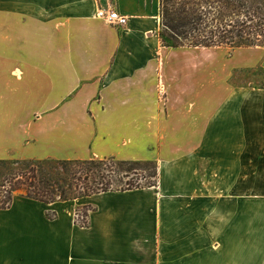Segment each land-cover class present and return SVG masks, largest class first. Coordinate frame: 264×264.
Instances as JSON below:
<instances>
[{
	"label": "crops",
	"instance_id": "crops-1",
	"mask_svg": "<svg viewBox=\"0 0 264 264\" xmlns=\"http://www.w3.org/2000/svg\"><path fill=\"white\" fill-rule=\"evenodd\" d=\"M109 6L128 23L97 16ZM160 6L0 0V141L32 121L35 159L152 160L159 173L72 201L15 194L0 264H264V88L219 91L212 50L231 48L163 45ZM229 60L264 65V49ZM84 206L88 226L74 218Z\"/></svg>",
	"mask_w": 264,
	"mask_h": 264
},
{
	"label": "trees",
	"instance_id": "trees-1",
	"mask_svg": "<svg viewBox=\"0 0 264 264\" xmlns=\"http://www.w3.org/2000/svg\"><path fill=\"white\" fill-rule=\"evenodd\" d=\"M160 38L171 47L264 46V0H161ZM152 166L151 179L138 177ZM158 165L114 156L89 159H0V187L8 208L13 192L44 203L72 201L95 194L158 185ZM3 191H0V194ZM91 206H84L82 226H88ZM56 213H48L51 219Z\"/></svg>",
	"mask_w": 264,
	"mask_h": 264
},
{
	"label": "rangeland",
	"instance_id": "rangeland-1",
	"mask_svg": "<svg viewBox=\"0 0 264 264\" xmlns=\"http://www.w3.org/2000/svg\"><path fill=\"white\" fill-rule=\"evenodd\" d=\"M161 1V0H160ZM161 13V6H160ZM264 49V46H261ZM213 53L215 54V58L217 60V83L219 91H228L234 90V88L243 87L244 89L252 90L264 88V65L262 63H258L252 67H244L237 68L236 66H227L228 60L234 55V49H213ZM251 51V50H249ZM212 53V52H211ZM230 61V60H229ZM11 102V101H10ZM16 102V101H14ZM28 124V126H27ZM25 124L24 128H28V132L24 131V134L17 136L16 132V124L10 121L9 123V131L6 136L4 133V137L2 141H0V159H12V158H24V159H35L33 157V140L30 138V130L33 126L32 121ZM48 158V157H46ZM40 158V159H46ZM52 159H62L59 157H50ZM38 159V158H37ZM144 162H153L156 164V161L145 160ZM147 170L138 171L139 176H145L147 179L142 180V184H146L148 181H154L151 179L150 175L152 172V166H147ZM0 191H3L0 194V200L4 198L5 189L4 187H0ZM15 194H24L23 190H15L13 192V196ZM60 201V200H59ZM76 211H80L83 214V208H77Z\"/></svg>",
	"mask_w": 264,
	"mask_h": 264
},
{
	"label": "built area",
	"instance_id": "built-area-1",
	"mask_svg": "<svg viewBox=\"0 0 264 264\" xmlns=\"http://www.w3.org/2000/svg\"><path fill=\"white\" fill-rule=\"evenodd\" d=\"M97 16L110 24L116 25H126L128 23V17L119 12V10L109 6L108 8H101ZM74 218L78 223H81L84 220V216L80 211L74 212Z\"/></svg>",
	"mask_w": 264,
	"mask_h": 264
}]
</instances>
